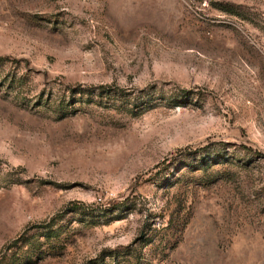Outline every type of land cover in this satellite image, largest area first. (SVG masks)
Masks as SVG:
<instances>
[{
  "label": "rangeland",
  "instance_id": "obj_1",
  "mask_svg": "<svg viewBox=\"0 0 264 264\" xmlns=\"http://www.w3.org/2000/svg\"><path fill=\"white\" fill-rule=\"evenodd\" d=\"M0 59V264H264V0H0Z\"/></svg>",
  "mask_w": 264,
  "mask_h": 264
},
{
  "label": "trees",
  "instance_id": "obj_2",
  "mask_svg": "<svg viewBox=\"0 0 264 264\" xmlns=\"http://www.w3.org/2000/svg\"><path fill=\"white\" fill-rule=\"evenodd\" d=\"M1 61H4V59H0V62ZM79 208H81L80 206H76V207H74V209H79Z\"/></svg>",
  "mask_w": 264,
  "mask_h": 264
}]
</instances>
